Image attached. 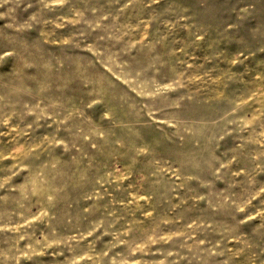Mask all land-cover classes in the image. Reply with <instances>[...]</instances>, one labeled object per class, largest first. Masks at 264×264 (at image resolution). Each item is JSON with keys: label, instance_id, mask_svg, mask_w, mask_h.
Instances as JSON below:
<instances>
[{"label": "rangeland", "instance_id": "obj_1", "mask_svg": "<svg viewBox=\"0 0 264 264\" xmlns=\"http://www.w3.org/2000/svg\"><path fill=\"white\" fill-rule=\"evenodd\" d=\"M0 264H264V0H0Z\"/></svg>", "mask_w": 264, "mask_h": 264}]
</instances>
